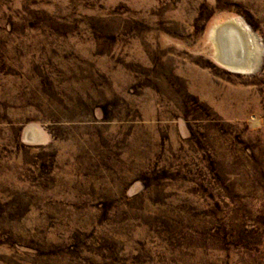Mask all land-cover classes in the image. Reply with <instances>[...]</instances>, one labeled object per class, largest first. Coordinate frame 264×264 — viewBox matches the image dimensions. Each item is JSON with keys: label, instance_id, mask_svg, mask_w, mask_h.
I'll return each mask as SVG.
<instances>
[{"label": "rangeland", "instance_id": "1", "mask_svg": "<svg viewBox=\"0 0 264 264\" xmlns=\"http://www.w3.org/2000/svg\"><path fill=\"white\" fill-rule=\"evenodd\" d=\"M0 264H264V0H0Z\"/></svg>", "mask_w": 264, "mask_h": 264}, {"label": "bare ground", "instance_id": "2", "mask_svg": "<svg viewBox=\"0 0 264 264\" xmlns=\"http://www.w3.org/2000/svg\"><path fill=\"white\" fill-rule=\"evenodd\" d=\"M212 39L217 59L227 68L245 71L254 66L251 59L254 40L247 26L236 20H227L214 27Z\"/></svg>", "mask_w": 264, "mask_h": 264}]
</instances>
